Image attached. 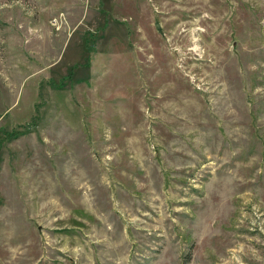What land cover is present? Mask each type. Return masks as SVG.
<instances>
[{
    "label": "rangeland",
    "instance_id": "374dc122",
    "mask_svg": "<svg viewBox=\"0 0 264 264\" xmlns=\"http://www.w3.org/2000/svg\"><path fill=\"white\" fill-rule=\"evenodd\" d=\"M0 264H264V0H0Z\"/></svg>",
    "mask_w": 264,
    "mask_h": 264
}]
</instances>
